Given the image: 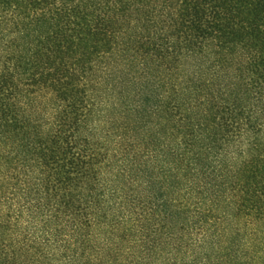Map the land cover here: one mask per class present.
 Returning a JSON list of instances; mask_svg holds the SVG:
<instances>
[{"label":"trees","instance_id":"16d2710c","mask_svg":"<svg viewBox=\"0 0 264 264\" xmlns=\"http://www.w3.org/2000/svg\"><path fill=\"white\" fill-rule=\"evenodd\" d=\"M0 264H264V0H0Z\"/></svg>","mask_w":264,"mask_h":264}]
</instances>
